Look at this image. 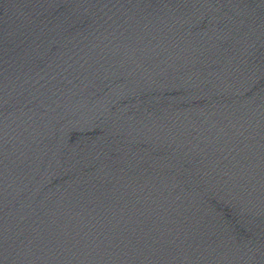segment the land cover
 Returning <instances> with one entry per match:
<instances>
[{
  "label": "water",
  "instance_id": "95a60500",
  "mask_svg": "<svg viewBox=\"0 0 264 264\" xmlns=\"http://www.w3.org/2000/svg\"><path fill=\"white\" fill-rule=\"evenodd\" d=\"M0 264H264L245 0H0Z\"/></svg>",
  "mask_w": 264,
  "mask_h": 264
}]
</instances>
